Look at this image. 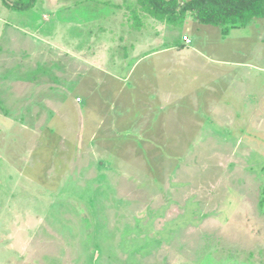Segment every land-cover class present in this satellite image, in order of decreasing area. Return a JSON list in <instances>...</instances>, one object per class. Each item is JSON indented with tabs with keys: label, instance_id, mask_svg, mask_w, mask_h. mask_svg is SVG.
<instances>
[{
	"label": "rangeland",
	"instance_id": "obj_1",
	"mask_svg": "<svg viewBox=\"0 0 264 264\" xmlns=\"http://www.w3.org/2000/svg\"><path fill=\"white\" fill-rule=\"evenodd\" d=\"M194 16L0 0V264H264V18Z\"/></svg>",
	"mask_w": 264,
	"mask_h": 264
},
{
	"label": "trees",
	"instance_id": "obj_2",
	"mask_svg": "<svg viewBox=\"0 0 264 264\" xmlns=\"http://www.w3.org/2000/svg\"><path fill=\"white\" fill-rule=\"evenodd\" d=\"M4 2L9 7L25 8L34 5L36 0ZM136 2L142 12L172 25L182 23L191 12L199 23L219 27L222 35L228 34L233 27L243 28L253 19L264 18V0H136Z\"/></svg>",
	"mask_w": 264,
	"mask_h": 264
},
{
	"label": "built area",
	"instance_id": "obj_3",
	"mask_svg": "<svg viewBox=\"0 0 264 264\" xmlns=\"http://www.w3.org/2000/svg\"><path fill=\"white\" fill-rule=\"evenodd\" d=\"M184 40L188 42V39L187 38H184Z\"/></svg>",
	"mask_w": 264,
	"mask_h": 264
},
{
	"label": "crops",
	"instance_id": "obj_4",
	"mask_svg": "<svg viewBox=\"0 0 264 264\" xmlns=\"http://www.w3.org/2000/svg\"><path fill=\"white\" fill-rule=\"evenodd\" d=\"M195 25V23H193ZM192 49H195L193 46H192Z\"/></svg>",
	"mask_w": 264,
	"mask_h": 264
}]
</instances>
